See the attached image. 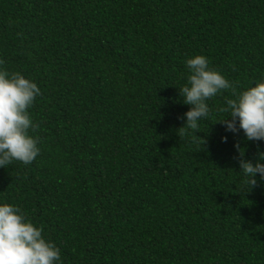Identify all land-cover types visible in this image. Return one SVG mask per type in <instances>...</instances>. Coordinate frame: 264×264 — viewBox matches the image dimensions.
<instances>
[{
    "label": "trees",
    "instance_id": "obj_1",
    "mask_svg": "<svg viewBox=\"0 0 264 264\" xmlns=\"http://www.w3.org/2000/svg\"><path fill=\"white\" fill-rule=\"evenodd\" d=\"M196 55L238 91L264 80V0H0V70L42 93L39 154L0 168V205L57 264H264V180L248 191L235 147L256 163L264 140L217 123L229 91L206 101V145L177 134Z\"/></svg>",
    "mask_w": 264,
    "mask_h": 264
},
{
    "label": "clouds",
    "instance_id": "obj_2",
    "mask_svg": "<svg viewBox=\"0 0 264 264\" xmlns=\"http://www.w3.org/2000/svg\"><path fill=\"white\" fill-rule=\"evenodd\" d=\"M4 63L0 60V65ZM188 68L187 83L179 88L183 102L191 105L183 117L186 124L177 129L182 139L188 130H192L193 142L206 145L207 140L196 133L199 121L210 113L206 101L223 91L226 107L219 109L228 113L217 123L227 131L238 133L243 130L247 140H264V80L244 91H238L234 83L226 79L218 70L209 67L208 59L196 55L186 61ZM42 95L38 85L25 78L20 72L9 73L0 70V168L7 167L14 160L24 164L32 163L39 154V138L29 134L39 124H34L29 108L38 96ZM231 117V119H228ZM227 141V137L223 138ZM239 167L247 177L246 187L251 191L257 186L256 176L264 180V152L259 153L256 163L244 158L240 145ZM60 261V249L43 236V228L37 227L26 218L22 210L10 204L0 205V264H57Z\"/></svg>",
    "mask_w": 264,
    "mask_h": 264
}]
</instances>
